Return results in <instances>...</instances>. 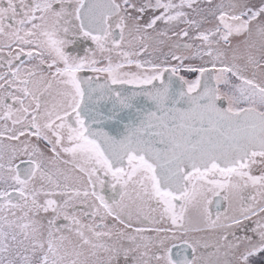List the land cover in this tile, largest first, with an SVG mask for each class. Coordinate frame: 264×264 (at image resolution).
<instances>
[{
    "label": "snow or ice",
    "instance_id": "snow-or-ice-1",
    "mask_svg": "<svg viewBox=\"0 0 264 264\" xmlns=\"http://www.w3.org/2000/svg\"><path fill=\"white\" fill-rule=\"evenodd\" d=\"M0 264H264V0H0Z\"/></svg>",
    "mask_w": 264,
    "mask_h": 264
}]
</instances>
